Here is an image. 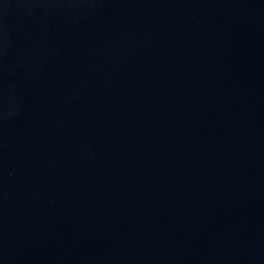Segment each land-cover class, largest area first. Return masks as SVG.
<instances>
[{"label":"water","instance_id":"1","mask_svg":"<svg viewBox=\"0 0 264 264\" xmlns=\"http://www.w3.org/2000/svg\"><path fill=\"white\" fill-rule=\"evenodd\" d=\"M0 264H264V0H0Z\"/></svg>","mask_w":264,"mask_h":264}]
</instances>
